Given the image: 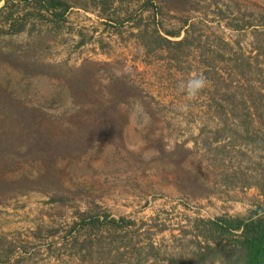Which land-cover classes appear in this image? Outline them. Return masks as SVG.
Returning a JSON list of instances; mask_svg holds the SVG:
<instances>
[{
    "label": "rangeland",
    "instance_id": "rangeland-1",
    "mask_svg": "<svg viewBox=\"0 0 264 264\" xmlns=\"http://www.w3.org/2000/svg\"><path fill=\"white\" fill-rule=\"evenodd\" d=\"M60 1L0 0V264H206L194 218L264 212V0Z\"/></svg>",
    "mask_w": 264,
    "mask_h": 264
},
{
    "label": "trees",
    "instance_id": "trees-1",
    "mask_svg": "<svg viewBox=\"0 0 264 264\" xmlns=\"http://www.w3.org/2000/svg\"><path fill=\"white\" fill-rule=\"evenodd\" d=\"M61 2L60 0H47V2L46 0H35V9H48V7L56 9ZM62 10H54V16H61ZM173 34L171 31L168 32V35ZM158 37L166 43L172 42L159 33ZM263 188L264 186H261L262 192H264ZM77 224L85 230L82 242L93 240L89 238L90 233H86L87 229L92 230L94 227L100 229L108 225L115 229L122 227L121 221L114 218L108 219L107 215H104L102 219L95 216L89 220L81 216ZM191 227L199 247L196 252L198 260L206 264H264V212L244 218L196 217ZM81 233L78 230L72 236L76 239L82 236Z\"/></svg>",
    "mask_w": 264,
    "mask_h": 264
},
{
    "label": "clouds",
    "instance_id": "clouds-1",
    "mask_svg": "<svg viewBox=\"0 0 264 264\" xmlns=\"http://www.w3.org/2000/svg\"><path fill=\"white\" fill-rule=\"evenodd\" d=\"M207 86L208 81L203 74H193L186 81H180L178 89L188 101H191L197 98ZM184 108L186 109L187 105ZM129 120L134 123L145 124L150 120V117L143 109V105L137 102L129 112Z\"/></svg>",
    "mask_w": 264,
    "mask_h": 264
}]
</instances>
